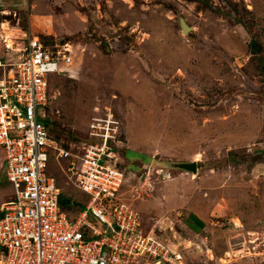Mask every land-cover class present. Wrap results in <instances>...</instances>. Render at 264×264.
Returning <instances> with one entry per match:
<instances>
[{
  "label": "rangeland",
  "instance_id": "rangeland-1",
  "mask_svg": "<svg viewBox=\"0 0 264 264\" xmlns=\"http://www.w3.org/2000/svg\"><path fill=\"white\" fill-rule=\"evenodd\" d=\"M3 33L12 51L25 33L70 45L66 73L48 77L49 131L76 155L102 143L91 124L108 129L111 163L124 174L119 198L145 232L177 244L186 264H202L201 248L216 244L229 251L218 264L264 250V0H3ZM191 163L197 171L179 176ZM67 164L51 158L46 173L74 217L90 198ZM2 167L0 148V204L14 197ZM202 176L218 180L202 185ZM174 183L197 204L218 203L209 229L170 223L174 211L154 200Z\"/></svg>",
  "mask_w": 264,
  "mask_h": 264
},
{
  "label": "built area",
  "instance_id": "built-area-1",
  "mask_svg": "<svg viewBox=\"0 0 264 264\" xmlns=\"http://www.w3.org/2000/svg\"><path fill=\"white\" fill-rule=\"evenodd\" d=\"M11 40L0 34V148L14 191L0 206V264H184L182 251L153 229L145 232L139 212L119 198L124 174L111 163L107 128L101 134L91 124L89 136L102 143L76 155L51 135L46 111L55 95L48 77L66 73L70 45L25 33L23 46L12 51ZM51 158L67 161L68 180L90 198L74 217L46 173Z\"/></svg>",
  "mask_w": 264,
  "mask_h": 264
},
{
  "label": "crops",
  "instance_id": "crops-1",
  "mask_svg": "<svg viewBox=\"0 0 264 264\" xmlns=\"http://www.w3.org/2000/svg\"><path fill=\"white\" fill-rule=\"evenodd\" d=\"M178 174H179V176H181L183 174L190 175V174H194V173L187 171V170L186 171L181 170L180 173H178ZM178 174H177V176H178ZM177 176L174 178L175 180H179L180 177H177ZM204 178H205L204 176H202V178H201L202 185H206V184L213 185L218 180V179H215L216 177H214L212 180L206 179V182L203 183L205 180ZM206 178H208V177H206ZM178 186L179 185L177 183H174L173 185H169L168 187H171V188L167 189L168 191H170V192L167 191L168 193L164 189L160 190V188H158L159 192L157 191L158 193L157 194L155 193V195L158 197L155 198L156 200H154V201H158V202L162 203L164 206L165 205L168 206L169 210L174 211V217H171L170 223L171 224L179 223L188 233L196 234L197 231L203 232L204 230L206 231L207 229H209V225L211 223V220L215 215L214 212L216 210H218L216 207V205H218V203L215 204V202L208 200L207 203H204V201H203V203L197 204L191 198H188L189 197L188 193H186L185 191H182L181 187L180 186L178 187ZM174 190H176V191H174ZM164 194H166V195L164 196ZM2 204H0V205H2ZM139 205H141L142 208H145L147 206L146 203H144V202H139ZM200 241L204 243L207 241V238L202 236ZM171 243H173V242H171ZM173 244H174L173 245L174 247L178 246L175 243H173ZM236 250L237 249H234L232 251L236 252ZM218 251L220 254L215 253ZM207 252H213L214 255L212 257H209ZM237 252H241V250L239 249V250H237ZM263 252H264V250L262 252H258L256 254H253L250 252V255L241 256V259H238L237 261H235L236 263H234V264H258V263L263 264V260H264V258H263L264 253ZM201 253H203L205 256V257H203L204 259H203L202 264H214L215 262H216V264H218L217 263L218 261H223L225 259V256H226L225 254H228L229 251L224 248V251L221 252V248L216 244L215 249H213V248L209 249L208 247H206V250H205L204 248H201ZM185 260H186V258L184 257V264H186Z\"/></svg>",
  "mask_w": 264,
  "mask_h": 264
},
{
  "label": "trees",
  "instance_id": "trees-1",
  "mask_svg": "<svg viewBox=\"0 0 264 264\" xmlns=\"http://www.w3.org/2000/svg\"><path fill=\"white\" fill-rule=\"evenodd\" d=\"M46 125L48 126V128L51 130V127H50V121L49 120H47L46 122ZM57 140V139H56ZM60 205H61V207L64 209V210H66V208L70 205V203H69V201H67V200H65V199H63V197H62V195H60ZM83 208V207H82ZM81 208V209H82Z\"/></svg>",
  "mask_w": 264,
  "mask_h": 264
},
{
  "label": "water",
  "instance_id": "water-1",
  "mask_svg": "<svg viewBox=\"0 0 264 264\" xmlns=\"http://www.w3.org/2000/svg\"><path fill=\"white\" fill-rule=\"evenodd\" d=\"M182 28L184 33L188 30V28L185 25H182ZM184 168L193 173L196 172V165L194 163L184 165Z\"/></svg>",
  "mask_w": 264,
  "mask_h": 264
},
{
  "label": "bare ground",
  "instance_id": "bare-ground-1",
  "mask_svg": "<svg viewBox=\"0 0 264 264\" xmlns=\"http://www.w3.org/2000/svg\"><path fill=\"white\" fill-rule=\"evenodd\" d=\"M9 43V41H7Z\"/></svg>",
  "mask_w": 264,
  "mask_h": 264
}]
</instances>
